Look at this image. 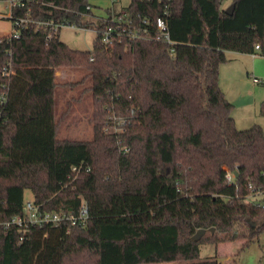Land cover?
<instances>
[{"label": "trees", "instance_id": "16d2710c", "mask_svg": "<svg viewBox=\"0 0 264 264\" xmlns=\"http://www.w3.org/2000/svg\"><path fill=\"white\" fill-rule=\"evenodd\" d=\"M224 1H115L100 17L89 0L13 9L12 25L31 20L19 38L0 36V264H222L201 259L200 245L264 232V129L237 126L220 84L228 52L258 45L264 56V0H232V14ZM50 20L95 29L93 48L74 49L61 30L38 24ZM67 69L85 73L92 139L58 137L70 107L57 117L67 84L57 72ZM109 112L126 132L105 130ZM81 164L90 170L74 178ZM27 189L49 211L78 214L86 203L88 223L23 231L9 222L23 213ZM199 229L209 237L193 240Z\"/></svg>", "mask_w": 264, "mask_h": 264}, {"label": "rangeland", "instance_id": "374dc122", "mask_svg": "<svg viewBox=\"0 0 264 264\" xmlns=\"http://www.w3.org/2000/svg\"><path fill=\"white\" fill-rule=\"evenodd\" d=\"M118 7H126L131 0H118ZM93 7L94 14L106 15V9L111 5L110 0H89ZM232 0H225L224 7H228ZM12 20L10 19V0H0V36L7 35L12 30ZM97 35L95 29L78 28L72 29L62 27L60 37L74 49L91 50L94 46V39ZM233 60L227 65L221 66L220 78L223 83L226 97L234 101L236 112L244 120L249 115L248 122L241 123V127H250L254 123L260 124L264 129V115L261 107L264 102V56L259 53L242 54L231 51L228 53ZM248 72V73H247ZM58 79L66 81L65 87H59L57 92V117L61 116L67 108L68 113L59 119L58 137L71 139H92L93 129V99L92 95L85 91L87 82H80L85 75L81 70H60L57 72ZM233 75L237 81L238 88H228L231 85L230 79ZM258 77L259 83L253 78ZM72 83H75L72 85ZM73 87V88H72ZM71 98H75L72 104H68ZM70 105V106H69ZM117 112H109L104 123L107 132L117 134L119 130V120L110 119ZM119 114V113H117ZM242 121V120H241ZM126 132V129H124ZM118 136V135H117ZM25 202L33 200V193L30 189L25 191ZM214 232V231H213ZM210 232L202 237H209ZM201 237V238H202ZM201 247V259H208L217 256L222 264H264V232L252 240H225L218 243L204 242Z\"/></svg>", "mask_w": 264, "mask_h": 264}, {"label": "built area", "instance_id": "2783aa9c", "mask_svg": "<svg viewBox=\"0 0 264 264\" xmlns=\"http://www.w3.org/2000/svg\"><path fill=\"white\" fill-rule=\"evenodd\" d=\"M112 4L118 0H111ZM25 6L24 0H10V16L12 15L14 8H23ZM87 9H92L91 5L87 6ZM121 17H113L112 21L121 22L122 17H124L125 12L122 11ZM96 15V14H95ZM97 16V15H96ZM100 17V16H99ZM30 17L26 16H17L14 20L12 25V30L8 34L13 38H19L21 35V31L24 26L30 21ZM40 25H46L51 28L52 32L57 33L62 27H69L72 29L83 28L76 23L67 22V21H38ZM157 26L162 31L165 40L171 43L168 27L166 25V21L163 18L157 19ZM97 32V31H96ZM51 36L49 35L48 38ZM103 41L105 43H112V29L109 28L103 33ZM259 46L255 47V52L252 53L253 56H256L259 52ZM254 82L259 83L260 80L256 77L253 78ZM4 97L2 96V100ZM110 119L119 120V125L121 128L115 131L117 135L119 133H123L125 129V120L122 116H118L114 114L110 117ZM119 136V135H118ZM124 151H128V148H125ZM86 168V170H90L89 167H84V164L74 166L72 172L74 174V178L78 176L80 171ZM71 176V175H70ZM69 176V177H70ZM73 176V175H72ZM235 177V172L231 169H227V178L228 180H232ZM89 220V212L86 203L83 204L80 212L78 214H70L67 212H56V211H49L42 208L41 205L36 204L34 200L27 201L24 203L23 213L21 215L15 216L9 223L18 224L20 227H23V231L26 230L30 226H45V225H55L59 226L62 224H71V225H79L85 226Z\"/></svg>", "mask_w": 264, "mask_h": 264}, {"label": "crops", "instance_id": "0c3cea01", "mask_svg": "<svg viewBox=\"0 0 264 264\" xmlns=\"http://www.w3.org/2000/svg\"><path fill=\"white\" fill-rule=\"evenodd\" d=\"M110 2H111V5L109 6V7H111L112 6V1L110 0ZM108 7V8H109ZM96 15L97 16H101L100 14H98V13H96ZM229 53V52H228ZM243 54V53H242ZM229 57V56H228ZM230 58V57H229ZM233 60V58H230V61L228 62V63H226V64H224L223 65V67L224 66H227L231 61ZM222 69V68H221ZM221 69H220V71H221ZM248 73V72H247ZM256 78H258V77H256ZM230 79H231V81H232V83H231V85H229V84H227V87L228 88H234V89H237L238 88V84H237V81L234 79V77H233V75H231V77H230ZM259 79V78H258ZM260 80V79H259ZM220 84H221V87H222V89L223 88H225L224 87V85H223V83L221 82V78H220ZM224 90V89H223ZM225 91V90H224ZM229 100L235 105V103H234V101H232L230 98H229ZM235 107H236V105H235ZM234 107V110H233V116H234V118H235V121H236V123H237V126L239 127V128H246V127H241V123L240 122H243V123H246V122H248V119H249V115H248V117H246V119L247 120H244V118L242 117V116H239V119H238V114H237V112H236V108ZM242 120V121H241Z\"/></svg>", "mask_w": 264, "mask_h": 264}, {"label": "water", "instance_id": "95a60500", "mask_svg": "<svg viewBox=\"0 0 264 264\" xmlns=\"http://www.w3.org/2000/svg\"><path fill=\"white\" fill-rule=\"evenodd\" d=\"M235 8V4L231 3L227 8H226V13L227 14H232ZM235 175H237V172L235 171ZM214 229H212V232ZM206 233V229H199L196 234L193 235L192 239L195 241L200 240V238Z\"/></svg>", "mask_w": 264, "mask_h": 264}]
</instances>
